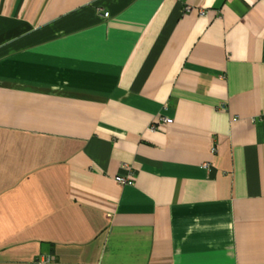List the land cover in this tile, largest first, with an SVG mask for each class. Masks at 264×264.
<instances>
[{"label": "crops", "instance_id": "1", "mask_svg": "<svg viewBox=\"0 0 264 264\" xmlns=\"http://www.w3.org/2000/svg\"><path fill=\"white\" fill-rule=\"evenodd\" d=\"M39 257L264 264V0H0V264Z\"/></svg>", "mask_w": 264, "mask_h": 264}, {"label": "built area", "instance_id": "2", "mask_svg": "<svg viewBox=\"0 0 264 264\" xmlns=\"http://www.w3.org/2000/svg\"><path fill=\"white\" fill-rule=\"evenodd\" d=\"M103 15L104 16H108L109 12L105 11V12H103ZM221 106L225 107V104H221ZM172 121H173L172 118H170L168 116H162V117L159 118L158 124L160 126H164V125H166L168 123H171ZM125 166H127V165H125ZM132 173L133 172L131 170H129V175H127V176H117L116 180L118 182H120L121 184H133L134 183V179H133ZM41 261H44L43 257H41V258L39 257V259H36L35 260V264H39V262H41Z\"/></svg>", "mask_w": 264, "mask_h": 264}]
</instances>
